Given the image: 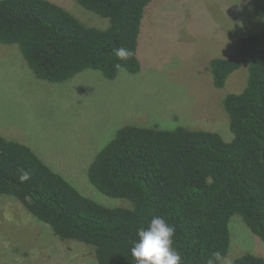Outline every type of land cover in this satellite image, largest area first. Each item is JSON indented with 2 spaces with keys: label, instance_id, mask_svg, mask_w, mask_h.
Wrapping results in <instances>:
<instances>
[{
  "label": "trees",
  "instance_id": "1",
  "mask_svg": "<svg viewBox=\"0 0 264 264\" xmlns=\"http://www.w3.org/2000/svg\"><path fill=\"white\" fill-rule=\"evenodd\" d=\"M75 1L107 18L108 26H88L50 0H0V44L16 45L34 76L50 83L85 70L108 80L140 71L142 21L154 0ZM251 5L261 29L239 38L228 56L214 57L206 67L215 88L247 68L243 89L222 102L230 140L184 126L117 128L86 166L96 189L130 202L111 208L82 194L29 146L0 134V196L19 200L59 239L92 248L96 264H135L130 249L137 229L153 216L175 227L172 247L181 264H207L215 251L225 258L233 215L264 242V0ZM119 47L134 55L118 60ZM21 170L31 173L23 183ZM231 264H264V257L245 253Z\"/></svg>",
  "mask_w": 264,
  "mask_h": 264
},
{
  "label": "rangeland",
  "instance_id": "2",
  "mask_svg": "<svg viewBox=\"0 0 264 264\" xmlns=\"http://www.w3.org/2000/svg\"><path fill=\"white\" fill-rule=\"evenodd\" d=\"M88 26L104 29L107 18L75 0H50ZM252 0H154L145 10L135 74L108 80L85 70L63 83L40 80L16 45L0 44V134L29 146L82 194L105 207H130L87 179L86 166L112 132L126 124L184 126L232 133L223 98L240 92L245 65L215 88L206 69L228 56L235 42L261 29ZM225 262L245 253L264 257V242L240 216L229 221ZM0 264H96L92 248L61 240L17 199L0 196Z\"/></svg>",
  "mask_w": 264,
  "mask_h": 264
},
{
  "label": "clouds",
  "instance_id": "3",
  "mask_svg": "<svg viewBox=\"0 0 264 264\" xmlns=\"http://www.w3.org/2000/svg\"><path fill=\"white\" fill-rule=\"evenodd\" d=\"M118 60L127 61L134 52L125 47L114 49ZM121 67L120 64L116 65ZM31 173L21 170L18 179L21 183L28 181ZM175 227L166 222L161 216H153L147 227L137 229V240L131 247V255L135 264H181L180 253L172 247ZM207 264H231L219 251H215L208 258Z\"/></svg>",
  "mask_w": 264,
  "mask_h": 264
}]
</instances>
